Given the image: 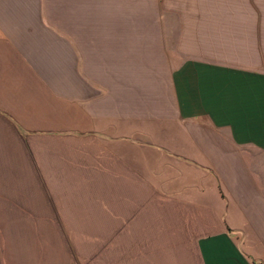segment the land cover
<instances>
[{"label": "crops", "instance_id": "obj_1", "mask_svg": "<svg viewBox=\"0 0 264 264\" xmlns=\"http://www.w3.org/2000/svg\"><path fill=\"white\" fill-rule=\"evenodd\" d=\"M166 217L201 264H264V0H0V264Z\"/></svg>", "mask_w": 264, "mask_h": 264}, {"label": "rangeland", "instance_id": "obj_2", "mask_svg": "<svg viewBox=\"0 0 264 264\" xmlns=\"http://www.w3.org/2000/svg\"><path fill=\"white\" fill-rule=\"evenodd\" d=\"M190 223L187 218L166 217L162 231L149 234L157 239L140 241V250L135 249L137 243L130 249L117 245L114 254H100L99 262L94 264H201L195 243L204 229L188 225Z\"/></svg>", "mask_w": 264, "mask_h": 264}]
</instances>
